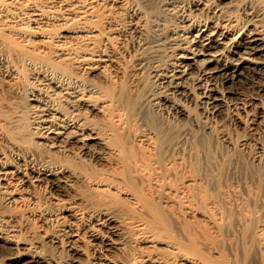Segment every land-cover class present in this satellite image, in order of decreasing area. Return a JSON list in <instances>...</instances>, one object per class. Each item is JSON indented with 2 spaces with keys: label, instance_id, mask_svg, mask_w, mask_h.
<instances>
[{
  "label": "bare ground",
  "instance_id": "6f19581e",
  "mask_svg": "<svg viewBox=\"0 0 264 264\" xmlns=\"http://www.w3.org/2000/svg\"><path fill=\"white\" fill-rule=\"evenodd\" d=\"M89 1L74 0L68 4L67 0H55L56 7L57 5L68 7L65 9L68 11L67 14L62 11L50 15L43 8L41 10L37 7L34 10L32 8L29 14L24 12L23 15L29 17V21L26 19L28 22L40 20L46 24L50 19L64 21L65 17L71 15L73 20L77 18L78 21L86 23L85 20L89 21L86 19L87 14L91 12V8L89 10L87 8ZM129 1L138 6L142 5L143 9L148 8V12H144L145 19L139 18L144 20L142 23L148 22L149 19L151 22L154 21L153 4L156 0ZM17 2L18 0H9V2L0 0V53L10 65L11 74L17 79L13 85L7 87L9 89L7 96L0 97V138L13 146L15 153L20 156L14 159V164H9L10 160H6L7 163L3 159L4 155L0 156V192L3 194L5 206L10 208V211L12 209L27 218L37 210L44 220L49 221V224L51 221L59 223L61 231L64 232V240H57L55 237L49 239L51 243L60 241L71 251L78 253L80 247L76 244L83 236L86 238L83 239L86 245L92 248L90 252L98 255L100 253L102 257H106L104 250L119 249L117 239L127 234L132 223L145 233L153 229L155 233L160 229V223L163 221L168 224L173 221L175 227L183 229L180 216L170 207L174 203L165 199L174 197L176 205L180 206L183 199L191 191L193 193L200 170H195V167L190 175L189 166L186 165L187 161L183 157H177L179 160L170 156L174 149L172 147H178L180 139L178 136H172L173 133L171 135L170 133L166 135L163 131L162 133L161 127L154 125V118L150 117L154 116L153 90L135 100L132 111L137 116V120L130 124L132 127L125 134H121L118 129L122 124L123 116H119L114 120L115 122L107 119V124L99 127L93 122L91 114H101L107 118L110 110H116V107L121 105L124 99L123 91L102 96L87 77L80 79L74 69L62 62L63 59L76 60L74 65L81 66V70L89 74L92 66L88 61L92 56L83 53L85 49L82 45L50 43L58 48L57 58L52 59L49 56L51 49L48 48L51 46L48 45L50 37L43 41L46 44H35L28 40L26 34L17 29L19 26L15 22L17 17L15 11L21 12L23 8H31L35 4L32 5L30 0ZM163 3L162 11L170 6L166 2ZM207 3L210 2L201 3L203 10L208 9ZM213 3L211 2L212 5ZM198 6L197 3L193 7L199 11L202 8L199 9ZM54 7L48 10L53 12ZM231 19L232 22L236 21L233 17ZM228 22L230 25L213 23L211 17L206 16L205 19L196 22L192 19L186 20L181 28L177 27V31H169L170 33L167 31L169 34L166 40L172 47V61L167 65L164 64L165 66L161 65L160 68L154 67L156 69H152L151 80L153 86L155 82L158 87L159 97L174 115H184L183 102L189 101L202 109L205 118H214L225 111L233 122L243 120L252 123L256 118L264 119L262 26L253 24L251 28L243 30V27V31L236 33L232 32L233 24ZM250 23L252 22L247 24ZM86 32V36H89V32ZM137 33L140 31L137 30ZM244 68L256 79L249 84L252 92L248 91V94L231 87L234 80L245 70ZM101 98L105 100L98 104L97 101ZM42 144L46 149L39 151ZM94 144L100 145L101 148L93 147ZM110 148H115L116 154L112 155V159L117 160L118 167L114 173L106 174L104 170L96 168V164L109 161V157L105 158L107 157L105 150ZM203 177L201 176V179ZM64 184L68 187L75 184L81 189L80 193L75 195L78 199H75L65 186L63 187ZM112 184L115 186L113 190H111ZM62 194L68 195V198L63 200L59 197ZM120 195H126L129 202L122 203L118 197ZM202 195L205 196L203 193ZM194 200L196 202V199ZM168 202L171 204L169 205ZM192 206L195 207L194 205L190 207ZM201 207L198 206L195 211L198 212ZM189 212L192 213V209L189 208ZM241 212L243 213V210ZM246 215L235 217L237 226L243 224ZM215 218L214 221L217 219ZM251 219L253 221V217ZM247 220L251 221L250 218ZM246 224L248 227L251 226ZM250 231L248 235L252 236L254 230L252 231L251 228ZM175 244L172 249L179 256L196 255L183 249L178 243ZM38 257H32V264H47ZM198 261L200 260L193 259L187 262L200 264Z\"/></svg>",
  "mask_w": 264,
  "mask_h": 264
},
{
  "label": "rangeland",
  "instance_id": "374dc122",
  "mask_svg": "<svg viewBox=\"0 0 264 264\" xmlns=\"http://www.w3.org/2000/svg\"><path fill=\"white\" fill-rule=\"evenodd\" d=\"M52 1L30 0L32 5L33 3L35 4L33 7L23 8L21 12L16 10L17 17L15 22L20 28L17 29L21 33L26 34L27 36L25 35V37L35 44H46L43 41L50 37L48 45L61 42L72 46L75 44L82 45L85 49L83 53H87L94 58L88 61L92 66L89 74L87 71L84 73L81 70V66L74 65L76 60L63 59L62 62L67 63L72 70L74 69L79 78L87 77L96 88L98 94L102 96L109 95L112 92L119 93L123 91L124 99L122 98L121 105L116 107V110H113L114 112L110 110L107 118L101 114H91L93 122H96L99 127H103L105 123L107 124V119L113 122L119 116H123L122 124H120L121 126L118 129L121 134H125L137 120V116L132 111L135 100L146 96L148 91L152 92L153 90L154 116L150 117L154 118V125L161 127V132L163 131L166 135L173 133L172 136H178L180 144H182L178 146L180 150L177 146L172 147L174 149L172 150L173 152L171 151L172 154L170 156L175 159L183 157L187 161L186 165L189 166L188 170L190 169V172L188 173H191L190 175H192L195 167V170L202 171H199L200 176L195 183L197 185H194L193 193L191 191L183 199L184 201L180 206L176 205L174 197L165 199L174 203L173 207H170L175 214L177 212L180 216L179 218L184 225L183 229L175 227L176 225L173 221H170L169 224L163 221L160 223V229L155 233L154 229L149 233H145L137 229L135 223H132L129 225L130 228L127 230V234H123L120 239H117V246H119L120 250H104V252L106 251V257H102L100 253V256L97 253L92 254V248L86 245L87 243L83 240L86 238L81 235L82 239L76 244L80 247L78 253H74L65 243L61 244L60 241L51 243L49 240L51 238L57 237V240L65 239L59 223L51 221L49 224V221L44 220L37 210H35L37 213L34 211L31 215L32 217L28 216V218L25 215L23 216V214L21 216L12 209L10 211V208L5 206L3 194L0 192V264H32V257L38 256V259L45 260L44 262L47 264H191L187 261L193 259L200 260L198 261L200 264H264V119L256 118L252 123L248 121L246 123L243 120L233 122L228 118L225 111L214 118H205L206 116L202 113V109L189 101L183 102L184 115H174L170 112L168 105L166 106L159 97L158 87L155 82L153 86L151 80V72L154 67L160 68L161 65L165 66L172 61V47L166 40L167 34L177 31L178 28L185 24L186 20L190 21L192 19L196 22L203 20V18L205 19L206 16H210L213 23L218 22L221 25H230L228 22L230 21L233 24L231 27L232 32L237 33L246 28H251L253 24L262 26L261 28L264 32V0H156L153 4L154 21L151 22L150 19V21L146 19L148 22L145 23H142L144 20L140 19L144 18L143 16L146 11L148 12V8L145 9L144 7V10L142 5H135L129 0H90L87 2V8L88 10L91 8V12L86 17L89 23L86 20V23H82L77 18L73 20L71 15H66L68 18L65 17L64 21L54 20L53 18L50 19L49 23L44 24L40 20H38L40 22H28L29 17L23 15L27 12L29 14L32 8L34 10L37 7V9H44L50 15L58 14L68 8L62 5H59L61 6L60 8L57 5V8L55 0ZM67 1L68 4L74 2V0H70L71 2ZM206 1L210 2L207 3L208 9L211 6L209 10H203L202 8ZM163 2L170 5L164 11L161 10ZM211 2L215 4L213 3L212 5ZM17 3H21V0H18ZM197 3L199 5L198 8H202H199L201 11L195 10L193 7ZM52 7L55 8L53 12L49 11L52 10ZM67 12L66 10L65 13L67 14ZM231 17L236 19V21L232 22ZM248 21L252 23L248 25ZM27 22L29 25H27ZM78 24L81 25L79 26ZM81 26H84L86 30ZM145 26L147 27L145 28ZM137 30L140 33H137ZM86 31L89 32V36H86ZM167 31L170 32L168 33ZM50 45L48 47L51 49L49 56L55 59L58 55V48L53 44ZM156 65L159 66L157 67ZM10 70V65L6 63L0 53V97H6L7 91H9L7 87L13 85L17 80ZM252 78L247 69H245L234 80V85L232 84L231 87L248 94V91L252 92L249 84L256 80ZM104 100L105 98H101L97 102L100 104ZM110 112L113 113L110 114ZM38 141L40 142L41 140ZM93 147L101 148L98 144H94ZM44 149L46 148L42 144L39 151H44ZM105 151L107 152L105 155L107 157L105 158L109 157V161L96 164V168L104 170L106 174L114 173L118 167L117 160L112 159L114 154H116L115 148ZM3 155L5 161L10 160L9 164H14V159L20 157L15 153L13 146L3 138H0V156ZM201 176L205 180L201 179ZM212 176H215L214 179ZM64 186L71 195L75 196L80 193L81 189L75 184L69 187L64 184ZM114 187L112 184L111 190ZM198 190L201 191L198 192ZM195 195L196 197H194ZM59 197L66 200L68 195L62 194ZM118 197L122 203L129 202L126 195ZM75 199H78L77 196H75ZM194 199H196V202ZM170 202H168L169 205L171 204ZM191 205L195 207L192 206V208L190 207ZM197 205L199 208L201 206L204 208L202 209L201 207L196 212ZM189 208L190 210L192 209V213H188ZM242 210L243 213L241 212ZM236 211H238L237 214ZM244 213L248 216L250 215L249 217L246 215L244 218L246 223L251 224L252 227H248L244 223L245 221L240 224L241 226L236 225L235 217L237 215L241 216V214L245 216ZM214 217L217 218H215V221ZM249 218L251 221L247 220ZM43 221L46 222L44 223ZM245 224L246 226L244 227ZM250 227L256 234L251 233L252 236L248 235L250 234ZM244 233L247 234L245 235ZM81 234L83 235L82 232ZM245 242L248 243L246 244ZM175 243L199 257L189 254L188 256H179L172 249L176 246ZM177 254L178 256L176 257ZM185 259L187 260L185 261Z\"/></svg>",
  "mask_w": 264,
  "mask_h": 264
}]
</instances>
